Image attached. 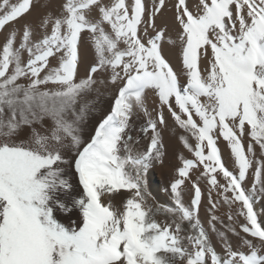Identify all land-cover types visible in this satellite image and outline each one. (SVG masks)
I'll list each match as a JSON object with an SVG mask.
<instances>
[{"label":"snow or ice","instance_id":"obj_1","mask_svg":"<svg viewBox=\"0 0 264 264\" xmlns=\"http://www.w3.org/2000/svg\"><path fill=\"white\" fill-rule=\"evenodd\" d=\"M171 8L170 31L168 0H0V264H264V0ZM168 118L191 158L153 206Z\"/></svg>","mask_w":264,"mask_h":264},{"label":"bare ground","instance_id":"obj_2","mask_svg":"<svg viewBox=\"0 0 264 264\" xmlns=\"http://www.w3.org/2000/svg\"><path fill=\"white\" fill-rule=\"evenodd\" d=\"M174 3H175V0H168V4H169V9L170 10L165 11L163 17L158 18L157 21H156L157 24L160 25L162 23V21L166 20L168 25H169V30L170 31L174 27V25L172 23L173 16H174V9L171 8V5H173ZM31 18H33V17H31ZM34 18H36V17H34ZM173 35H174V33H173ZM2 38H3V36L0 35V40H2ZM84 45L85 44H83L81 46V54H82V56H83V54L86 56V53H85V50H84V48H85ZM88 48L86 50H88ZM89 50H90V48H89ZM90 51H87V52H90ZM92 54H93V52H92ZM163 54L169 60V62L173 66L174 70L179 72L180 67H181V62H180V59H179V56H178V49L170 47L169 45L165 44L164 45ZM92 57L93 56L90 55V60H92ZM86 58L88 59L87 56H86ZM83 63H84V61L82 62V64ZM80 69H81V67H80ZM181 80L183 82V77H181ZM146 104H147V106L149 107L150 110L152 108L156 107L157 106V97H155L151 92H149V94L147 96ZM165 115L167 117V112H165ZM168 123H169V129L165 130L164 133H163L164 144H165L166 150H167V156H166V160H165V167L163 169H161L160 167L157 166V168L155 170V171L158 172V174L161 177L160 184L157 185L153 181V179H151V178L149 179V181H150L149 185H150L151 189L153 190V192L155 194H157V196L160 197V199L163 198L162 188L167 185L168 180H171L173 178V177L171 178V176L174 175V169L179 166L177 164V160L179 161L178 157L181 154H183L186 158H191L190 154L185 149H183L182 145L180 144V142H179V140L177 138V135L173 132L172 127H171L173 122H172V120L170 118H168ZM245 143H247V139L246 138H245ZM218 146L221 149L222 158L225 160V162L229 163V161H232L230 159V157H229V149H228V147L226 145V142H224L221 139L219 141V143H218ZM168 176L170 178H168ZM193 179H195V175H193ZM248 184H249V182H248ZM204 197H206V196H204ZM185 200H186V202L188 201V196L187 195L185 196ZM203 201H206V200L204 199Z\"/></svg>","mask_w":264,"mask_h":264},{"label":"rangeland","instance_id":"obj_3","mask_svg":"<svg viewBox=\"0 0 264 264\" xmlns=\"http://www.w3.org/2000/svg\"><path fill=\"white\" fill-rule=\"evenodd\" d=\"M36 15V16H35ZM33 18H30V19H32L33 20V22L35 21V19L37 18V14L36 13H33V16H32ZM34 17H36V18H34ZM3 39V38H2ZM84 50H85V53H86V56L88 57V59L86 58V56L83 54V57H84V63L83 64H81V69H80V75L81 76H83L84 75V68H85V65L86 64H88V63H90L91 62V60H90V55L91 56H93V54H92V52H93V50H91V47H89V45H87V44H85L84 45ZM90 48V50H89V48ZM88 48V50H86ZM87 51H90V52H87ZM91 53V54H90ZM84 65V66H83ZM102 91H105V95L101 98V101H100V104L98 105V111L96 112V113H94L92 116H91V118H90V120H89V122H88V125H87V127L85 128V131H84V133H83V139H84V141H85V143L86 142H88L89 141V139H90V136L91 135H93L94 134V128H95V126H97L98 125V122L107 114V112L109 111V109H110V106H111V103H112V97L115 95V89L114 88H111V89H108V90H103L102 89ZM143 122V120L142 119H139V120H137V119H135L134 118V123L136 124V126L137 127H139V125L141 124ZM133 135L135 136L136 135V133L134 132L133 133ZM247 139V138H246ZM146 143H147V141L146 140H142L141 141V143L137 146V149L138 150H143L144 148H145V146H146ZM259 150H258V148H257V152H258ZM224 160V159H223ZM224 162H225V160H224ZM177 164L179 165L180 164V161H178L177 160ZM225 164H226V166L230 169V170H232L233 169V167H234V165H233V161H229V163H226L225 162ZM232 164V165H231ZM156 168L157 167H154L153 169H151L150 170V172L148 173V177H147V180H148V188H149V192H150V196H149V200H148V202H149V204H151V205H153V206H156V205H158V204H165V203H167L168 202V196H167V194H166V192L164 191V189H166L168 186H169V183H170V181L172 180H168V183H167V185L166 186H164L163 188H162V191H163V198H161L160 199V197L159 196H157V194H155L154 192H153V190L151 189V187H150V185H149V179L151 178V179H153V181L158 185V184H160V180H161V177H160V175L158 174V172L157 171H155L156 170ZM170 176V175H169ZM168 176V178H170ZM173 177V175L171 176V178ZM202 183H201V188H202V191H204V193H205V195L204 196H206V197H203V200L205 199L206 201H202L203 203H202V205H201V208H200V217H201V219H202V221H206L207 220V216H208V214H207V212H206V209H207V207H208V203H207V188H206V184H205V182H203V181H201ZM250 183H251V181H249V184L248 185H250ZM247 186V185H246ZM121 195H117L116 196V198H115V201H114V203H116L118 206L121 204V202L125 199V197H126V195H127V193L125 192V190H121ZM160 199V200H159ZM255 207L257 208V209H259L260 207H261V204H257V205H255ZM222 211H226V208L225 209H222ZM206 212V213H205ZM157 219L158 220H162L163 219V217H157ZM260 219L261 220H264V216H261L260 217ZM244 221H243V218H240V223H243ZM205 227H207V224H205ZM217 227L219 228V225H217ZM214 239V240H213ZM231 239H232V243H233V245H235V244H237L238 243V240H237V238L236 237H231ZM212 242H213V244H215L216 245V247H217V250L219 251L220 250V244L218 243V240H217V238L215 237V235H213V238H212Z\"/></svg>","mask_w":264,"mask_h":264}]
</instances>
